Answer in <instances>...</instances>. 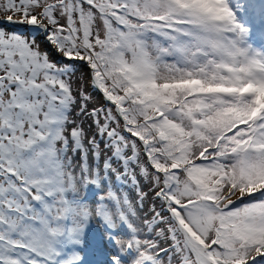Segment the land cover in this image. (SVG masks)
<instances>
[{"label":"snow or ice","instance_id":"obj_1","mask_svg":"<svg viewBox=\"0 0 264 264\" xmlns=\"http://www.w3.org/2000/svg\"><path fill=\"white\" fill-rule=\"evenodd\" d=\"M0 264H264V0H0Z\"/></svg>","mask_w":264,"mask_h":264},{"label":"rangeland","instance_id":"obj_2","mask_svg":"<svg viewBox=\"0 0 264 264\" xmlns=\"http://www.w3.org/2000/svg\"><path fill=\"white\" fill-rule=\"evenodd\" d=\"M256 46H260V42L259 41L256 42ZM52 52H54V51L50 52V56L55 60V57L53 56ZM82 72H86V69H81L79 72H77V75L75 77L76 80H78L80 78ZM85 126L87 127V124H85ZM101 149H102V154H101V157H100L99 161L95 160L91 156V154H89V157H88V163L89 164L95 165V164L99 163L101 168H102V166H103L102 159L103 160L105 159L103 157H106L105 155H107V153H106V151L103 150V144H101ZM74 161L77 164L80 162L78 155L74 157ZM116 166L119 167V165H116ZM89 187H90L91 190L88 192L87 199L89 201V206L90 207H94L95 206V202L98 200L99 195L104 194V191H106L107 188H111L118 195L123 196V195L126 194L128 196V198L131 200V202L133 203V205L137 206L138 213L141 216L144 214V212L141 211L139 209V207H138L137 198H136V191L137 190L131 183H128V182L123 181V180L113 179L112 181L109 182L108 185H106L103 188V190L102 189H98V188H94L93 186H89ZM83 196H84V190L81 189L80 193H79V198H83ZM69 198H72V194L71 193H69ZM147 208H148V204L145 203L144 211H146ZM65 223L67 224L68 227H71V222L70 221H67ZM95 223H96V221L93 220V224H95Z\"/></svg>","mask_w":264,"mask_h":264},{"label":"water","instance_id":"obj_3","mask_svg":"<svg viewBox=\"0 0 264 264\" xmlns=\"http://www.w3.org/2000/svg\"><path fill=\"white\" fill-rule=\"evenodd\" d=\"M52 54H53V56L55 57V59H59V56H58V54H57V53H55V52H52Z\"/></svg>","mask_w":264,"mask_h":264},{"label":"trees","instance_id":"obj_4","mask_svg":"<svg viewBox=\"0 0 264 264\" xmlns=\"http://www.w3.org/2000/svg\"><path fill=\"white\" fill-rule=\"evenodd\" d=\"M93 131H94V129H93ZM103 156H104V155H103ZM103 156H102V157H103ZM105 156H106V155H105ZM103 158H105V157H103ZM102 163H103V159H102Z\"/></svg>","mask_w":264,"mask_h":264}]
</instances>
